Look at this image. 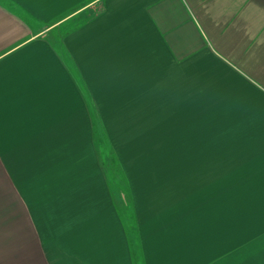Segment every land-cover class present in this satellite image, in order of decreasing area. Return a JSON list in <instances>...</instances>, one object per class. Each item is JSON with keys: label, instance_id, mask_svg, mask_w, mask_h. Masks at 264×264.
<instances>
[{"label": "crops", "instance_id": "0c3cea01", "mask_svg": "<svg viewBox=\"0 0 264 264\" xmlns=\"http://www.w3.org/2000/svg\"><path fill=\"white\" fill-rule=\"evenodd\" d=\"M168 86L178 102L186 91L223 111L211 116L239 118L243 148L264 166V0H0L1 225L7 209L19 253L40 264H264V183L234 210L225 200L222 216L154 230L139 213L127 231L93 118L111 139L110 118L150 114Z\"/></svg>", "mask_w": 264, "mask_h": 264}, {"label": "rangeland", "instance_id": "374dc122", "mask_svg": "<svg viewBox=\"0 0 264 264\" xmlns=\"http://www.w3.org/2000/svg\"><path fill=\"white\" fill-rule=\"evenodd\" d=\"M84 17L79 15L66 26L60 22L56 28L65 29ZM174 89L168 86L172 97L160 102L157 96L152 101L150 114L110 118L111 139L102 132L97 117L93 118L97 127L93 141L100 164L131 233L139 226V213L154 230L161 223L169 229L176 221L222 216L225 200L234 210L242 191L263 188L264 180L256 174L264 173V166L257 165L256 158L248 154L250 150L243 148L246 143L237 131L239 118L211 116V112L223 111L192 105L186 91L178 102ZM1 208L0 203V235L4 233L7 242L2 244L4 238L0 237V264H40L31 258L30 250L19 253V245L10 234V230L15 231L11 212L5 210V224L1 225ZM11 211L15 214L14 208Z\"/></svg>", "mask_w": 264, "mask_h": 264}]
</instances>
